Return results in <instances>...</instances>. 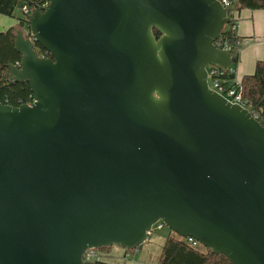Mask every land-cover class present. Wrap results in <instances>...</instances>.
Returning a JSON list of instances; mask_svg holds the SVG:
<instances>
[{"label":"water","instance_id":"95a60500","mask_svg":"<svg viewBox=\"0 0 264 264\" xmlns=\"http://www.w3.org/2000/svg\"><path fill=\"white\" fill-rule=\"evenodd\" d=\"M227 22L220 0L32 10L9 65L32 102H0V264H89V249L136 251L158 221L264 264V125L209 86L232 64L215 43Z\"/></svg>","mask_w":264,"mask_h":264},{"label":"trees","instance_id":"16d2710c","mask_svg":"<svg viewBox=\"0 0 264 264\" xmlns=\"http://www.w3.org/2000/svg\"><path fill=\"white\" fill-rule=\"evenodd\" d=\"M231 11H240L242 9H264V0H231ZM24 5L32 8H38L43 11L42 0H0V14L12 16L16 7L22 8ZM24 18L19 19L17 25L0 31V102L13 106L31 103L33 92L28 82L17 80L11 75L9 65L17 64L21 61L22 55L15 48V35L17 29H22ZM238 19L229 17L228 22L216 40L218 48L228 50L232 57L230 71L217 70L213 79L219 82L222 87H233L240 92L243 101L248 109L258 116L259 121L264 125V60H258L255 71L252 74L245 75L241 82L235 81V68L238 65L240 52L244 45V38L237 33ZM159 37L160 33L155 30ZM36 50L42 56L51 54L39 43L35 44ZM113 247L103 248L102 253L109 252ZM128 251V250H127ZM134 252V251H128ZM92 264H109L103 259ZM158 264H232L224 254H215L209 248L201 244L194 246L187 237H181L170 230L166 237L165 244L161 251Z\"/></svg>","mask_w":264,"mask_h":264},{"label":"crops","instance_id":"0c3cea01","mask_svg":"<svg viewBox=\"0 0 264 264\" xmlns=\"http://www.w3.org/2000/svg\"><path fill=\"white\" fill-rule=\"evenodd\" d=\"M238 19L237 33L244 38L238 65L235 68V81L241 82L245 75L252 74L258 60H264V9H242L236 11ZM153 233L150 235L152 236ZM166 235H156L147 239L134 252L114 246L109 252L102 254V259L109 264H158ZM155 249L158 251L153 256Z\"/></svg>","mask_w":264,"mask_h":264},{"label":"built area","instance_id":"2783aa9c","mask_svg":"<svg viewBox=\"0 0 264 264\" xmlns=\"http://www.w3.org/2000/svg\"><path fill=\"white\" fill-rule=\"evenodd\" d=\"M51 0H42V7H44L45 9H47V7L49 6ZM222 5L227 9L228 11V18L231 17H235V13L236 11H231L229 12V8L231 7L232 1L231 0H220ZM34 8L24 5L21 8V12L23 13L24 19L27 20L29 14H31L32 10ZM26 26L28 29H26ZM25 32V34L30 37L31 39H33V36L30 32V28L28 26L27 21L24 22V26L22 28ZM218 68L216 67H209L208 71H209V86L211 88H213L214 90L218 91L219 93H221L222 95H224L229 101H231L232 103H236V104H240L246 108H248L246 106V103L243 101L242 95L240 92L236 91L235 88L233 87H222L219 85V82L217 80L213 79V75L217 72ZM255 115V114H254ZM256 118L258 119V116L255 115ZM259 120V119H258ZM166 225L162 222V221H158L155 225H153L152 230L149 234V236L153 233L154 230H160L163 229ZM187 239L189 240V242H192V244L194 246H197L198 244H200L198 241H196L194 238L192 237H187ZM98 251V253H97ZM102 254L99 253V250H95V249H89L87 251H85L84 253V257L83 260L85 263H89L92 264L96 261H100L102 260Z\"/></svg>","mask_w":264,"mask_h":264},{"label":"rangeland","instance_id":"374dc122","mask_svg":"<svg viewBox=\"0 0 264 264\" xmlns=\"http://www.w3.org/2000/svg\"><path fill=\"white\" fill-rule=\"evenodd\" d=\"M22 18H24V16H23V13L21 12V8L19 6L16 7L12 16H6V15L0 14V31H5L8 28L17 25V23L19 22V19H22ZM26 29H28L27 26H26ZM167 233H170V228L168 226H165L163 229H160V230H158V229L154 230L153 235L148 236V240L155 237L156 235H160V236L162 235L163 236V235H166ZM156 252H158L156 249L154 252H152V253H154L153 256H155ZM97 253H98V251H97ZM99 253L105 254V252L102 253L100 251H99Z\"/></svg>","mask_w":264,"mask_h":264}]
</instances>
